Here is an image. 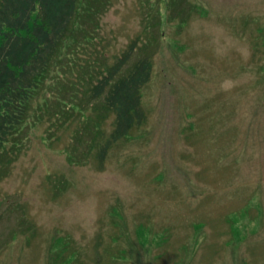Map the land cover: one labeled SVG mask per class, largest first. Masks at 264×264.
<instances>
[{
	"label": "rangeland",
	"instance_id": "374dc122",
	"mask_svg": "<svg viewBox=\"0 0 264 264\" xmlns=\"http://www.w3.org/2000/svg\"><path fill=\"white\" fill-rule=\"evenodd\" d=\"M106 12V49L154 51L146 120L101 165L111 114L74 161L83 122L51 125L63 105L48 93L65 90L49 83L0 164V264H264V0H111Z\"/></svg>",
	"mask_w": 264,
	"mask_h": 264
},
{
	"label": "trees",
	"instance_id": "16d2710c",
	"mask_svg": "<svg viewBox=\"0 0 264 264\" xmlns=\"http://www.w3.org/2000/svg\"><path fill=\"white\" fill-rule=\"evenodd\" d=\"M110 5L111 0H0V164L11 162L5 161L9 146L24 143L32 114L42 110L33 103L45 96L49 83L61 82L65 90L64 96L48 93L63 105L50 116L51 125L72 124L76 117L83 122L74 129V161L88 159L94 147L80 151V145L93 146L111 114L113 129L96 153L101 165L116 142L145 122L142 90L152 78L154 51L138 49L139 39L115 54L103 46L102 20ZM64 50L72 52L68 64ZM53 73L58 80L50 77ZM87 109H93L96 120ZM86 135L91 136L85 140Z\"/></svg>",
	"mask_w": 264,
	"mask_h": 264
}]
</instances>
